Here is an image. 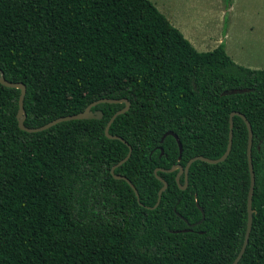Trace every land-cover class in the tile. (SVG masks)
Masks as SVG:
<instances>
[{
	"label": "trees",
	"instance_id": "trees-1",
	"mask_svg": "<svg viewBox=\"0 0 264 264\" xmlns=\"http://www.w3.org/2000/svg\"><path fill=\"white\" fill-rule=\"evenodd\" d=\"M0 264H231L247 225L248 131L232 117L218 164L195 161L187 187L174 165L226 151L231 113L252 130V224L238 264H264V69L223 44L198 52L149 0H0ZM177 136L182 148L172 136ZM162 150V154H161ZM155 169L163 172L154 174ZM167 183L156 208L158 191ZM184 185V176L179 180ZM204 213V220L201 221ZM186 221V222H185ZM189 225H194L189 227Z\"/></svg>",
	"mask_w": 264,
	"mask_h": 264
},
{
	"label": "rangeland",
	"instance_id": "rangeland-1",
	"mask_svg": "<svg viewBox=\"0 0 264 264\" xmlns=\"http://www.w3.org/2000/svg\"><path fill=\"white\" fill-rule=\"evenodd\" d=\"M149 1L180 26L196 51L209 52L223 44L236 64L264 69V0Z\"/></svg>",
	"mask_w": 264,
	"mask_h": 264
},
{
	"label": "water",
	"instance_id": "water-1",
	"mask_svg": "<svg viewBox=\"0 0 264 264\" xmlns=\"http://www.w3.org/2000/svg\"><path fill=\"white\" fill-rule=\"evenodd\" d=\"M0 84L6 88L17 89L20 91V95H19V99H18V111H17L18 127L20 130L25 131L27 133L41 132V131L47 130V129H49V128H51V127H53L59 123L73 121V120H84V119L100 120L103 117V113L100 110L92 111V108L96 107L99 104H105V103L106 104H124V107L122 109L118 110L110 118V120L107 122L105 129H104V134L108 139L120 140L123 143H125L121 138H119L117 136L110 135L109 134V128L117 116L123 115L129 110L130 103L126 99H99V100L91 103L90 105H88L86 107V109L79 114L59 117V118L41 126V127H38V128H28L24 125L25 111L23 108V101H24V96L26 93L25 86L22 83H11V82L6 81L2 73H0ZM233 116L240 117L243 120V122L245 123L247 131H248L247 161H248V168H249V173H250V186H249L248 197H247V225H246L245 236H244V240H243V243H242V246L240 248L238 255L236 256L234 261L231 263V264H238V262L240 261V259L242 258L243 254L245 252V248L248 244L249 234L251 231L252 214H253L251 203H252V196H253V190H254V184H255L254 172H253V166H252V158H251L252 130H251V126H250L249 122L246 120V118L243 115H241L240 113H237V112L231 113L230 118H229V130L230 131H229L228 145H227L226 151L224 152V154L219 159L210 160V159H207V158H204L201 156H197V157L191 158L186 163V165L184 167H182L181 165H174L169 170H167L166 172L171 173V172H174L177 170L178 172H177V175L175 177L176 183L178 184V186L181 190H185L187 187L188 170H189V167L191 166V164L193 162L202 161V162L212 164V165L223 162L227 158V156L229 155L231 145H232V127H233L232 117ZM166 136H172L176 139L178 147H179V158L178 159L180 160L182 148H181V144H180L179 140L177 139V136L175 134H173L172 132H167L163 135L160 142H162ZM125 144L127 145V143H125ZM161 154H162V150H161ZM130 155H131V148L128 146V154L126 155V157L124 159H122L121 161H119L115 166H113L111 168L110 172L113 175L114 179L124 180L131 187V189L134 191L136 198L138 200V193H137L136 189L134 188V186L131 184V182L123 176H119V175L114 174V170L117 167L124 164L129 159ZM163 171L164 170H162V169H155L154 174L157 175V172H163ZM182 175L184 176V185L180 186L179 180H180V177ZM158 180L163 184V186L158 191L157 201H156V204L154 205L153 208H156L158 206L160 199H161V195L167 188V183L165 181H163L159 177H158ZM199 210L202 214V218H201V221L198 222L197 224H200L204 220L203 210L201 208H199ZM193 226L194 225H189V227H193Z\"/></svg>",
	"mask_w": 264,
	"mask_h": 264
},
{
	"label": "crops",
	"instance_id": "crops-1",
	"mask_svg": "<svg viewBox=\"0 0 264 264\" xmlns=\"http://www.w3.org/2000/svg\"><path fill=\"white\" fill-rule=\"evenodd\" d=\"M160 11L167 17V19H169V21L173 24V26H175L176 28H178L182 32L180 26L175 24L174 22H172V20H170V18L167 16V14H166V12L164 10L161 9Z\"/></svg>",
	"mask_w": 264,
	"mask_h": 264
}]
</instances>
